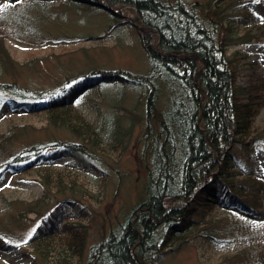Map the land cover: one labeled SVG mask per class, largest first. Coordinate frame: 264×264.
I'll use <instances>...</instances> for the list:
<instances>
[{
    "label": "trees",
    "instance_id": "1",
    "mask_svg": "<svg viewBox=\"0 0 264 264\" xmlns=\"http://www.w3.org/2000/svg\"><path fill=\"white\" fill-rule=\"evenodd\" d=\"M53 1L0 0V78L17 66L5 46L10 35L58 47L71 43L64 35L49 34L40 22L43 7ZM62 1L107 11L114 25L137 28L150 68L145 74L90 68L47 90L0 79L4 115L40 113L48 126L71 137L9 151L10 134L0 132V178L35 171L44 189L61 196L47 210L42 199L31 203L26 213H34L35 224L23 233L10 231L0 217V252L14 253L13 243L21 240L31 246L32 264H147L154 254L203 238L239 244L217 264H264V181L252 160L253 147L264 143V128L257 132L253 126L264 101V77L252 71L239 85L241 70L255 68L256 62L235 48L258 39L251 36L255 14L248 6L255 0H205L199 12L196 4L181 1ZM104 86L119 91L144 86L147 92L111 121L88 120L76 104L85 92ZM140 122L144 198L86 250V207L104 197L107 175L91 162L93 152L108 137L122 148L128 131ZM83 171L97 180L85 179ZM82 200L87 206L79 204ZM213 209L227 214L211 221L207 213ZM24 251L16 253L25 256Z\"/></svg>",
    "mask_w": 264,
    "mask_h": 264
},
{
    "label": "rangeland",
    "instance_id": "2",
    "mask_svg": "<svg viewBox=\"0 0 264 264\" xmlns=\"http://www.w3.org/2000/svg\"><path fill=\"white\" fill-rule=\"evenodd\" d=\"M25 1L27 0H19L20 3ZM161 1L169 5L177 1L192 6L196 4V12H199V7L205 5V0ZM248 6L255 14L251 36L258 39H252L251 42L235 48L245 52L247 60L255 61L256 65L253 69L241 70L237 82L239 85L246 83L247 75L252 71L264 77V0H255V3ZM43 8L45 12H42L44 16L41 15L40 22L45 23L44 29L53 36L64 35L71 43L58 47L10 35L5 40V46L17 66L15 70L5 72L0 78L2 81L15 82L28 90H47L56 89L67 77L76 76L90 68L120 69L144 74L148 72L150 63L139 43L137 28L128 23L114 25L113 16L107 11L70 6L62 0L50 2ZM237 10L238 8H235L234 12ZM146 92L147 88L144 86L126 87L121 91L115 87H103L85 92L76 106L88 120H102L103 117L107 120V117H110L111 121L114 115L121 113L122 108L133 107L143 100ZM0 113V132H9L11 138L6 144L9 151H17L28 144L44 143L50 139L71 138L67 132L48 126L43 114ZM142 122L134 124L128 131L122 148L115 147V142H110L108 137L109 140L99 144L93 152L95 160L91 162L107 175L104 181L105 193L101 201L91 202L88 206L84 200L79 202L80 205L86 204L89 215L86 250L90 244L105 236L111 227H116V224L129 214L132 206L144 198L146 176L143 162L139 159L144 146L141 138L144 128ZM253 126L257 132L264 128V101L258 107ZM240 156L242 157L243 153L240 152ZM75 158L89 160L84 155H76ZM252 160L259 177L264 181V143L253 147ZM83 175L92 182L97 180L93 173L86 174L83 171ZM87 189L91 193L96 192L94 186L87 185ZM60 197L54 191L41 186L35 171L29 170L19 175L9 173L0 178L1 220L10 231L23 233L35 224L34 213H26L31 203L42 199L40 205H43V210H47ZM262 203L264 209V196ZM19 211L23 213L22 217L18 214ZM226 214L222 210L213 209L207 216L211 221H216ZM261 226L264 232V222ZM13 245L14 253L0 252V264H32L31 257L28 256L31 246L21 240ZM238 248L237 242L229 245L216 244L199 238L176 251L154 254L147 264H217L224 255L231 254ZM17 251H24L25 256H20ZM34 264L42 263L35 261Z\"/></svg>",
    "mask_w": 264,
    "mask_h": 264
}]
</instances>
